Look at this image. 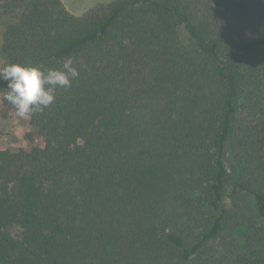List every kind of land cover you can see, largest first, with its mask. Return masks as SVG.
I'll return each instance as SVG.
<instances>
[{
  "label": "trees",
  "instance_id": "1",
  "mask_svg": "<svg viewBox=\"0 0 264 264\" xmlns=\"http://www.w3.org/2000/svg\"><path fill=\"white\" fill-rule=\"evenodd\" d=\"M1 27L0 67L79 77L0 150V264H264V0H0Z\"/></svg>",
  "mask_w": 264,
  "mask_h": 264
},
{
  "label": "clouds",
  "instance_id": "2",
  "mask_svg": "<svg viewBox=\"0 0 264 264\" xmlns=\"http://www.w3.org/2000/svg\"><path fill=\"white\" fill-rule=\"evenodd\" d=\"M63 71L44 68L42 65L8 63L0 67V81L6 88L0 89L3 99L14 106L18 118L29 120L55 101L56 89L71 87L79 77V70L69 58Z\"/></svg>",
  "mask_w": 264,
  "mask_h": 264
},
{
  "label": "rangeland",
  "instance_id": "3",
  "mask_svg": "<svg viewBox=\"0 0 264 264\" xmlns=\"http://www.w3.org/2000/svg\"><path fill=\"white\" fill-rule=\"evenodd\" d=\"M113 0H76L73 1V7H67L68 11L75 15H82L88 9L97 5L109 3ZM4 28H0V45L2 42ZM2 57L0 55V63ZM2 106L0 102V150L25 148L31 149L34 146H43V139L41 137H34L33 141L25 140V135L31 131L28 120L20 119L15 114V108L7 113L5 117L1 116ZM227 167L229 168V154H227ZM231 194L230 187L226 190L227 203H230ZM227 205V204H226Z\"/></svg>",
  "mask_w": 264,
  "mask_h": 264
},
{
  "label": "crops",
  "instance_id": "4",
  "mask_svg": "<svg viewBox=\"0 0 264 264\" xmlns=\"http://www.w3.org/2000/svg\"><path fill=\"white\" fill-rule=\"evenodd\" d=\"M62 3H63V5L67 8L68 6L69 7H73V5H72V3H73V1H76V0H60Z\"/></svg>",
  "mask_w": 264,
  "mask_h": 264
}]
</instances>
